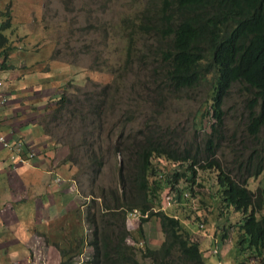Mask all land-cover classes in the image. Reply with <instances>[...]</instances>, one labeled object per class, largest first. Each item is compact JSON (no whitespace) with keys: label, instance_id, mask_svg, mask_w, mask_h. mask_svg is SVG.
<instances>
[{"label":"trees","instance_id":"trees-1","mask_svg":"<svg viewBox=\"0 0 264 264\" xmlns=\"http://www.w3.org/2000/svg\"><path fill=\"white\" fill-rule=\"evenodd\" d=\"M133 4L139 5V9L122 17L120 29L126 38L128 55L148 71L143 83L152 90L157 84L158 95L169 92L174 96L204 85L208 94L194 114L195 130L202 132L196 144L194 138L182 144L174 125L158 124L159 118L152 116L153 123H145L148 132L140 128L143 137L138 139L134 135L136 146L132 142H124L123 146L120 140L113 145L111 125L106 121L110 127L107 150L112 148L114 154L123 153L126 157L118 168L124 191L122 197L115 192L111 204L102 188L104 201L97 207L99 215H88L94 233L93 264H142L140 258L150 260L151 264H207L203 242L193 236L184 219L209 223L223 209L242 216L239 222L224 224L237 229L236 246L246 253L244 260L255 257L264 262V181L256 189L249 186L250 179L264 172V0H138ZM11 12V6L2 7L0 0V69L11 66L8 59L15 47L14 38L7 33L15 32ZM137 37L155 38L156 50L146 60L132 48ZM234 89L246 99L242 143L241 148L229 146L231 159H221L218 154L226 139L224 106ZM60 95L56 99L58 112L70 103L88 104L91 98L90 94ZM95 104L92 121L101 116L100 104ZM90 130L100 134L101 125ZM80 135L86 136L84 132ZM91 139L85 152L90 155L92 168L100 170L109 153L95 147L98 138ZM235 139L233 135L231 142L236 143ZM66 158L74 166L72 151ZM196 164L211 171L215 190L198 181L200 168ZM168 182L181 189L176 195L178 201L185 202L178 205L184 207L183 219L174 216L176 208L153 210L162 206L161 193ZM183 188L191 191V198L182 194ZM134 208L142 213L148 211V217L157 220L163 234L159 247L142 248L129 242L127 214ZM141 219L139 229L143 232L142 223L149 218Z\"/></svg>","mask_w":264,"mask_h":264},{"label":"rangeland","instance_id":"rangeland-1","mask_svg":"<svg viewBox=\"0 0 264 264\" xmlns=\"http://www.w3.org/2000/svg\"><path fill=\"white\" fill-rule=\"evenodd\" d=\"M136 1L138 0H3L2 4V7H5L12 2V27H15L13 30L16 37L10 59L14 70L27 74L29 79L40 81L39 85L46 89L45 96L42 91L46 104L40 109L41 112L36 111L33 114H36L38 122L44 123L46 132L50 133L47 134L53 139L51 145L54 150L59 151L60 160H67L62 161L63 167L69 169L75 177L78 191L85 197L83 199L89 202L86 207H90V212H96L97 215L100 213L97 207L104 201L101 196L102 188H105V197H108L111 204L114 196L118 194L122 197L124 191L120 184L118 168L126 157L123 153L114 154L112 148L107 150L110 127H107L106 121L111 125L110 132L113 134L110 140L113 145L116 140H120L123 146L124 142H132V146H136L137 142H133L134 135L137 134L138 139L143 137L139 132L140 128L145 133L148 132L145 123H153L152 116L159 118L158 124L170 122L174 125L178 141L182 144L185 141L190 142L192 138L193 144H196L200 141L202 133L195 130L194 114L202 100L207 98V86H202L199 91L185 90L184 93H176L174 96L169 92L168 95H158L157 84L152 90L143 83L148 71L142 70L139 62L128 55L126 38L122 34L120 23L122 17L132 9H139V5L133 4ZM155 44V38L147 40L137 37L132 48L142 56V60H146L152 51L156 50ZM33 75L38 76L31 77ZM9 85L12 86L13 83L10 82ZM63 93L68 97L74 94L77 97L90 94L91 98L88 104L80 101L76 104L70 103L58 112L56 99ZM100 93L102 95L94 100L93 97ZM245 100L239 91L234 89L224 106L226 114L223 127L226 139L221 143L219 152L222 158L223 153H230L229 146L241 148L246 117ZM95 103L100 104L98 111L101 116L92 121L91 113L97 107ZM80 109L83 111L81 114ZM128 110L136 112L126 113ZM97 124L101 125L100 134L90 130ZM82 132L86 134L84 138L80 135ZM233 135L236 136V143L231 142ZM91 137L98 138L96 148L102 147L109 153L105 156L104 166L100 170L92 168L90 155L85 152L90 148ZM27 147L34 150L33 156L38 154L37 146L29 144ZM70 151L76 159L74 166L73 161L66 158ZM25 156L23 149L13 161L20 162ZM28 162L29 159L25 158L24 163ZM198 181L215 190V179L212 178L210 170L200 171ZM263 181L264 172L259 177L252 178L249 186L256 189ZM209 193L212 194L210 188ZM231 213L230 216L235 221L237 216ZM154 219L153 217L143 222L144 232L137 227L140 219H133L137 223L133 233L136 234L139 244L141 240L144 241L142 248H156L163 239V234L155 227L157 223ZM185 224L187 227L193 225ZM93 239L94 236L91 249L86 254L90 264H93ZM86 244L88 245L87 241ZM202 244L206 255L212 241L209 245L207 242ZM232 250L230 256L223 257L224 264H239L241 258L238 263L232 258L239 257L240 251L237 247ZM206 257L207 264H217L214 254ZM140 260L142 264H151L148 259ZM240 264L257 263L254 258L249 257Z\"/></svg>","mask_w":264,"mask_h":264},{"label":"crops","instance_id":"crops-1","mask_svg":"<svg viewBox=\"0 0 264 264\" xmlns=\"http://www.w3.org/2000/svg\"><path fill=\"white\" fill-rule=\"evenodd\" d=\"M8 64L9 68L0 69V137L33 144L38 154L28 163L13 161L12 155L18 153L0 140V264H90L86 259L93 229L89 202L63 167L44 123L33 114L46 104V89L40 81L15 71L10 58ZM23 149L28 155V147ZM132 221L131 231L137 225ZM191 228L197 234L196 227ZM212 234V229L207 235L200 233L201 242L209 245ZM227 237L221 241L224 257L231 255Z\"/></svg>","mask_w":264,"mask_h":264},{"label":"clouds","instance_id":"clouds-1","mask_svg":"<svg viewBox=\"0 0 264 264\" xmlns=\"http://www.w3.org/2000/svg\"><path fill=\"white\" fill-rule=\"evenodd\" d=\"M9 4V3H8ZM11 5V3H10ZM7 6V5H6ZM1 84V82H0ZM7 99V98H6ZM5 99V100H6ZM227 102V101H226ZM9 141H12V142H15L14 140H9ZM23 146H29L28 143L26 142H23V141H20ZM17 146V145H16ZM12 150H14V148H11ZM23 149V147L20 148V151ZM33 149L29 150V153L30 151H32ZM19 151V152H20ZM34 151V150H33ZM247 151V155L249 153V150H246ZM19 152H17L19 154ZM28 153V155L25 156V158L27 159H30L34 156H30ZM18 154H15V156H17ZM35 154V153H34ZM246 155V156H247ZM223 156L224 158L220 157L219 154H218V157L221 158V159H231V155L229 153H223ZM13 160L15 158H12ZM67 161L66 159H63V161ZM206 161H202V164H204ZM73 167V166H72ZM196 167L197 168H200L202 167L200 164H196ZM200 171H206V170H209V169H199ZM199 174V173H198ZM263 174V173H262ZM260 174V175H262ZM259 175V176H260ZM258 176V177H259ZM257 178V177H255ZM251 180V179H250ZM165 190L164 192L162 193V206H157L155 207L153 210L154 211H157L158 209H162V210H169V208H176L178 212H175L174 216L175 217H181L182 218V214H181V210L184 208L182 206H178L179 204H185V202L183 201H178L177 199V195L181 189H176V187H174V185H172V183L168 182L165 184ZM196 190L200 189L195 187ZM208 190V189H207ZM182 194L187 197V198H191V191H189L187 188H183L182 189ZM165 197L167 200H165ZM194 200V199H193ZM182 207V208H180ZM135 211H137V213H135ZM231 212H233V214L235 216H237V218L235 219V221L232 220L230 214H232ZM92 213V212H91ZM149 216V212L147 211L146 213H142L141 210L137 209V208H134L133 210H130L128 211V214H127V218H128V222L129 224L131 223V221L136 218L137 220L140 219V224H141V217H145V218H149L148 220H150L151 218H153L152 216L151 217H148ZM155 218V217H154ZM242 216L239 212H234L233 210L231 209H223L221 211H219L218 213L215 214L214 216V219L209 222V223H201V222H191L189 220H185L184 221L189 225V224H193L195 227H196V230H197V234H196V231H192V226L188 227L190 229V231L192 232L193 236L200 240L201 241V235L200 233L202 234H209L210 233V229H212L214 231V234H212L211 238H212V246L210 247V249L207 248V252H206V256H212L213 254L217 257V264H224L223 263V260H224V256L222 255V249H221V241L227 237V233H229V236L227 237V242L231 245V248H230V252L232 254V248L234 247H237L236 246V232H237V229H235L234 226L232 227H229L228 225L225 226L226 223H228L229 221H231L232 223H236L237 221L239 222V220H241ZM183 219V218H182ZM146 220V221H148ZM155 222L157 223V220L154 219ZM144 222V221H143ZM225 223V224H224ZM139 224V225H140ZM143 224V223H142ZM139 225L137 227H139ZM144 225V224H143ZM158 224L155 225V227L157 228V231L159 230ZM129 227V226H128ZM130 229V228H129ZM131 230V229H130ZM160 231V230H159ZM144 232V230H143ZM199 232V233H198ZM162 233V232H161ZM142 234V233H141ZM92 238H93V230H92ZM92 241V240H91ZM133 242L134 244H137L138 246H141L144 241L141 240L140 241V244L139 242H137V237H136V234L133 233V231H131L130 233V237H129V242ZM92 243V242H90ZM149 247V246H148ZM159 247V246H158ZM151 248V247H149ZM157 248V247H156ZM239 257L237 258H233L234 261L236 263H238V259L241 258V260L239 261V264L240 263H244V258L246 257V253L244 252H240ZM207 258V257H206ZM255 259V262L257 264H260L261 262H258L257 261V258L255 257H252ZM90 263V262H89ZM253 263V262H251Z\"/></svg>","mask_w":264,"mask_h":264},{"label":"built area","instance_id":"built-area-1","mask_svg":"<svg viewBox=\"0 0 264 264\" xmlns=\"http://www.w3.org/2000/svg\"><path fill=\"white\" fill-rule=\"evenodd\" d=\"M6 98H4V100H5ZM0 140L1 141H3L7 146H9L10 148H14V150L16 151V152H19L20 151V148L21 147H23V144L21 143V142H9L8 141V139H6V138H3V137H0ZM17 145V146H16ZM33 154H34V151L32 150V151H30V153H29V155L30 156H33ZM12 158H16L15 157V154H13L12 155ZM24 159L25 158H21L20 159V162H24ZM27 159V158H26ZM135 213H137V211H135Z\"/></svg>","mask_w":264,"mask_h":264}]
</instances>
